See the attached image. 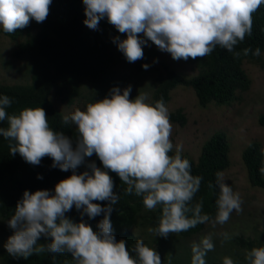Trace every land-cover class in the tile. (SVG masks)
Wrapping results in <instances>:
<instances>
[{
	"label": "clouds",
	"instance_id": "1",
	"mask_svg": "<svg viewBox=\"0 0 264 264\" xmlns=\"http://www.w3.org/2000/svg\"><path fill=\"white\" fill-rule=\"evenodd\" d=\"M52 0H0V29L14 33L31 21L42 23L49 15ZM83 23L92 30L106 19L126 39L114 38L118 50L128 62L142 59L143 34L173 60L205 57L220 46L235 56V46L252 34V14L264 0H82ZM254 56L261 49H243ZM148 64H143L145 70ZM131 85L121 90L112 88L108 95L85 108H75L63 116L64 124H72L78 133L73 140L61 131H54L41 107L24 108L16 114L7 109L12 100L0 95V137L8 141L11 155L19 154L26 162L39 165L41 158L52 159L50 167L72 171V175L59 181L53 191L25 190L17 202L14 214L7 219L13 231L4 248L13 258L33 254H70L72 264H163L160 254L137 239L130 255L126 241H117L113 234L111 213L119 201L114 193V172L126 185L125 194L142 197L145 208L160 206L162 215L155 227L148 231L156 237L167 238L198 224H224L233 211H243L239 192L227 184L223 172H217L210 188L217 191L216 212L210 216L203 212L202 203L192 201L200 190L203 177L193 175L191 162L183 156L180 145L170 139L172 124L163 99L147 102L146 93L130 99ZM93 154L100 161L86 164L87 170L76 174L78 166L85 164ZM42 179L41 176L37 177ZM93 201H107V206ZM75 208L80 214L76 222L65 214ZM103 214L96 230L89 220ZM190 214V215H189ZM225 240L231 237L222 233ZM45 237L49 243L38 244ZM214 249L211 235H206L191 246L190 264H206V255ZM246 264H264V246L245 251ZM168 264H172L169 255ZM222 264H236L228 256Z\"/></svg>",
	"mask_w": 264,
	"mask_h": 264
},
{
	"label": "trees",
	"instance_id": "2",
	"mask_svg": "<svg viewBox=\"0 0 264 264\" xmlns=\"http://www.w3.org/2000/svg\"><path fill=\"white\" fill-rule=\"evenodd\" d=\"M85 19L82 0H52L49 15L42 23L31 21L27 27L17 29L14 33H5L0 29V36L14 43L11 57L16 60L27 58L28 61L26 72L29 80L22 83L0 82V95H7L12 100L8 113L16 114L24 108H43L49 126L70 137L74 142L73 146L78 133L74 125L63 122V116L69 114L67 110L83 104V99L105 98L112 88H120L126 83L124 71L129 70L132 75L138 74L145 70L142 65L149 64L150 59L155 56L153 49L142 48L143 58L128 62L113 42L116 37L126 39V34L118 32L106 19L99 22L97 29H89L83 23ZM137 35L144 38L142 33ZM257 47L261 49L260 56H254L251 52L243 54V49L255 50ZM235 51L240 52V55L235 56L217 46L205 57L188 58L191 71L196 72L191 77L181 69L164 65V73L159 77L148 102L154 103L162 98L167 105L171 93L178 87L191 88L199 106L203 108L210 104L218 108L239 102L241 94L246 93L251 86L247 67L257 65L264 68V5L252 14L251 36H246L235 46ZM181 110L171 113L169 118L183 126L186 119ZM258 123L264 127V115L259 116ZM0 127H7V123H0ZM201 148L197 162L185 154L183 156L191 162L192 174L203 177L200 190L192 203H202L203 212L214 216L218 190L210 188L209 184L215 183L217 172L225 173L230 168L231 144L227 134L217 132ZM93 161L97 167L102 168L93 154L92 157L85 158V164L78 166L76 174L87 170L86 164ZM242 162L250 186L264 192V149L261 143L255 140L248 143L242 153ZM51 164L52 159L48 156L41 158L39 165H32L18 153L11 155L8 141L0 137V220L6 228V236L0 248V264H72V258L67 253L45 252L24 259L11 257L4 248L7 239L13 235L6 221L14 214L23 192L53 191L59 181L73 174L71 170L52 168ZM109 175L114 181L113 191L119 196L118 203L112 206L110 216L116 240L126 241V249L134 256L131 248L135 241L140 239L145 243V238L149 237L163 264H168L169 255L172 257V264H190L189 241L198 237L210 223L198 224L179 233H169L167 238L156 237L148 228L156 226L162 215V208H145L142 197L125 194L126 185L114 172L109 171ZM38 176L42 179H38ZM93 203H100L103 207L108 202ZM65 215L76 222L81 219L75 208ZM102 218L103 214L91 220L86 215L83 217L94 231ZM229 236L231 238L228 240L222 235L213 239L214 249L207 253L206 264H222L225 256L231 257L236 264H246L245 251L264 246V229L249 236ZM49 242L45 237L37 241L45 246Z\"/></svg>",
	"mask_w": 264,
	"mask_h": 264
},
{
	"label": "rangeland",
	"instance_id": "3",
	"mask_svg": "<svg viewBox=\"0 0 264 264\" xmlns=\"http://www.w3.org/2000/svg\"><path fill=\"white\" fill-rule=\"evenodd\" d=\"M143 39L146 40V44L142 45V48L144 50L153 49L155 56L150 59L149 67L138 74L132 75L129 70L124 71L126 83L120 89L123 90L131 85L130 99H134L137 94L146 93L149 101L159 77L164 73V65L181 69L190 77L195 75L196 72L191 71L188 60H173L169 53L161 51L151 41H147L146 37ZM13 49L14 43L0 36V82L22 83L29 80L26 72L27 58L13 59L11 57ZM247 69L251 80L250 89L241 94L239 102L231 106L217 108L214 104H210L203 108L199 106L193 90L186 87H178L173 90L170 102L166 105L169 115L182 109L186 119L185 124L181 126L179 123L170 120L173 126L170 139L174 145H180L183 154L195 162L199 160L201 155V146L203 147L214 133L224 132L227 134L231 144V165L224 173V178L234 191L240 193L243 201L242 212L233 211L230 219L222 225L208 224L198 237L189 241L191 246L206 235H211L212 239H216L217 236H221L225 232L249 236L255 231L260 232L264 229V192L250 186L242 162V153L248 143L253 140L261 143L264 149V127L259 126L258 123L259 116L264 115V68L256 65L247 67ZM93 99H83L81 100L83 104L76 105L67 112L71 113L75 108L83 110L87 103L101 100L99 98ZM5 236L6 228L0 220V248ZM145 244L155 249L149 237L145 238Z\"/></svg>",
	"mask_w": 264,
	"mask_h": 264
}]
</instances>
